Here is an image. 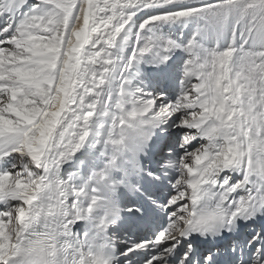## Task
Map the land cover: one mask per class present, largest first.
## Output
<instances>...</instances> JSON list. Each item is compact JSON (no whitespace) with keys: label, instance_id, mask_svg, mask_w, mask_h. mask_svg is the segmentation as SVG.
I'll use <instances>...</instances> for the list:
<instances>
[{"label":"snow or ice","instance_id":"1","mask_svg":"<svg viewBox=\"0 0 264 264\" xmlns=\"http://www.w3.org/2000/svg\"><path fill=\"white\" fill-rule=\"evenodd\" d=\"M0 264H264V0H0Z\"/></svg>","mask_w":264,"mask_h":264},{"label":"rangeland","instance_id":"2","mask_svg":"<svg viewBox=\"0 0 264 264\" xmlns=\"http://www.w3.org/2000/svg\"><path fill=\"white\" fill-rule=\"evenodd\" d=\"M188 27V25H187ZM195 30V25L193 24V27L189 30V28L184 29V25H175V26H168V25H165L162 29V32L164 35H182L183 37H187L191 34V31H194ZM130 53V52H129ZM127 58V57H125ZM148 58H144V63H146ZM181 62V61H180ZM143 62L141 63H137L136 65H134L129 73V77H128V80H130V83L129 85L130 86H133V87H139L138 83L142 84V85H145V82L142 81V78L141 76L144 75L146 76L145 73L142 74V69H145V67L142 65L144 64ZM147 64V63H146ZM144 64V65H146ZM176 76L177 78H179L180 76V71L179 69H176Z\"/></svg>","mask_w":264,"mask_h":264},{"label":"bare ground","instance_id":"3","mask_svg":"<svg viewBox=\"0 0 264 264\" xmlns=\"http://www.w3.org/2000/svg\"><path fill=\"white\" fill-rule=\"evenodd\" d=\"M190 3H193V4H196V3H199V2H212V0H189ZM142 16V14H140ZM139 21H137L138 23ZM134 31V29L132 27H129L128 28V32L131 34L132 32ZM131 40L128 41V44L127 46L123 49V50H120V49H117L116 52H115V55L118 57L120 55L123 54V58L125 59V57L128 56L129 53H127L130 49H131ZM144 70V69H143ZM76 182L77 183H81L79 178L77 177L76 179Z\"/></svg>","mask_w":264,"mask_h":264}]
</instances>
